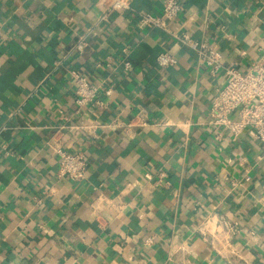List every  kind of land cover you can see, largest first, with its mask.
Wrapping results in <instances>:
<instances>
[{"label":"crops","instance_id":"0c3cea01","mask_svg":"<svg viewBox=\"0 0 264 264\" xmlns=\"http://www.w3.org/2000/svg\"><path fill=\"white\" fill-rule=\"evenodd\" d=\"M109 1L0 0V264H264V144L209 123L224 70L139 25L164 0L99 22ZM181 1L226 66L263 56L264 0ZM165 50L178 63L161 69ZM72 70L99 84L101 106L78 110ZM141 109L133 135L96 126ZM59 146L86 155L85 179L58 175Z\"/></svg>","mask_w":264,"mask_h":264},{"label":"built area","instance_id":"2783aa9c","mask_svg":"<svg viewBox=\"0 0 264 264\" xmlns=\"http://www.w3.org/2000/svg\"><path fill=\"white\" fill-rule=\"evenodd\" d=\"M131 7L130 0H110L107 9L100 15L99 22H107L113 11L123 12ZM139 25L141 27L158 28L163 34L176 39L182 45L193 49L199 62L204 64L212 74L224 70L225 84L218 87L210 108V124L217 126L220 131L229 132L233 140L248 128L254 130L256 137L264 144V54L255 60L247 71H241L233 66H226L223 53L218 44L207 39H198L193 36L190 19L183 16V3L181 0H164L161 12L156 14L147 10H138ZM87 43L85 35H80L74 45V51L81 52ZM128 48L124 51L127 52ZM264 51V47H263ZM107 65H111L108 60ZM128 70L133 63L127 56L122 60ZM178 63L177 56L170 51H162L156 57V65L167 69ZM99 62L98 65H102ZM75 82V103L78 110L89 104L102 105L97 99L99 84L92 81L86 74L77 70L71 71ZM112 87L106 89L107 94H112ZM149 124L146 111L141 109L131 121L116 118L107 122H96V126L118 128L133 135L136 126ZM95 126L94 124L92 127ZM53 141V140H51ZM5 152L10 153L7 145ZM57 152L61 159L58 166L60 177H69L81 181L86 178L87 158L83 152L70 151L59 146ZM164 172L160 173L162 181Z\"/></svg>","mask_w":264,"mask_h":264}]
</instances>
